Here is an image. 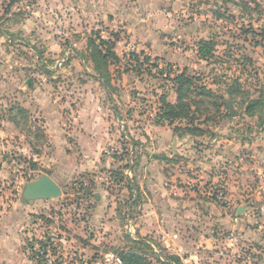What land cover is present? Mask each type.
I'll return each instance as SVG.
<instances>
[{"label":"rangeland","instance_id":"1","mask_svg":"<svg viewBox=\"0 0 264 264\" xmlns=\"http://www.w3.org/2000/svg\"><path fill=\"white\" fill-rule=\"evenodd\" d=\"M100 36L120 60L98 71ZM183 73L185 119L158 125ZM43 175L62 195L26 200ZM175 234L187 264H264V0H0V264L45 242L56 264H170Z\"/></svg>","mask_w":264,"mask_h":264},{"label":"trees","instance_id":"2","mask_svg":"<svg viewBox=\"0 0 264 264\" xmlns=\"http://www.w3.org/2000/svg\"><path fill=\"white\" fill-rule=\"evenodd\" d=\"M100 44H92L93 48L95 49L92 53H91V57L93 59V62H95L96 64H98V66H96V70H100V68H102L103 64L105 65L109 63V61H119L120 58L117 55V53L115 52L114 48H115V42L119 41L120 37L116 36L111 41H108V39L103 38L102 36L97 38ZM202 44V50L203 51V45L204 47L206 45H208L207 42H201ZM106 50V52H105ZM105 52V53H104ZM136 58V57H134ZM137 59V58H136ZM138 60V59H137ZM103 74H98L97 78L102 79L101 84L109 90L110 88V84L108 82L103 81ZM175 81L178 84V88H177V93H178V98H177V104H171L169 102H167L166 98H163L162 103H163V109L161 110L160 114L157 116L158 120H157V124L158 125H162L163 123L168 122L169 124L173 123V121L175 119H185V116H183L182 112H178L177 109H181V108H185V101L183 100V95L181 94L185 87L183 85L182 82H189L188 78L186 77V75L183 73L181 76H178ZM205 89V88H204ZM188 115V114H187ZM186 115V118L188 117ZM192 133H196V131H192ZM194 135V134H193ZM140 256H126L124 257V260L126 262V264H141L140 261ZM174 262H171L170 264H181V261L178 257H173Z\"/></svg>","mask_w":264,"mask_h":264},{"label":"crops","instance_id":"3","mask_svg":"<svg viewBox=\"0 0 264 264\" xmlns=\"http://www.w3.org/2000/svg\"><path fill=\"white\" fill-rule=\"evenodd\" d=\"M94 76V78H96L97 77V75L95 74V75H93ZM98 80H99V78H98ZM102 85V84H101ZM103 86V85H102ZM104 87V86H103ZM105 88V87H104ZM105 90H106V88H105ZM108 90V89H107ZM107 93H109V92H107ZM112 98H110V100H111ZM112 103H114L113 101H111ZM116 119L118 120V121H120L121 120V118L118 116V114H116ZM89 124H93V126L91 127V130L93 131V135H94V137H96V135H100V134H98L99 133V126L98 125H100V123H97L96 122V120H94V118L91 120V122L89 123ZM108 125H109V121L108 120H106V127H108ZM79 135V134H78ZM78 138V142L79 141H81V140H89L90 141V139H94V138H90L88 135L87 136H83V137H81L80 135L79 136H77ZM52 179H54V177H51ZM55 181H56V179H54ZM58 184V183H57ZM60 186V185H59ZM47 201V200H46ZM194 200H190V203L191 202H193ZM211 202V201H210ZM171 207H172V205H170V204H168V205H164L163 203H161L160 204V206H157V211H156V215L158 216V217H160V218H162L163 216L164 217H170L169 216V214L171 213ZM188 208H193L194 206L193 205H190V204H188V206H187ZM203 208H204V206H203ZM242 210H244V208H238L237 209V215L238 214H240L241 212H242ZM239 211H240V213H239ZM244 211H246V210H244ZM163 212V213H162ZM160 214H162V217H161V215ZM170 220H167V223H168V225L169 226H166L167 228H170V227H172V225L170 224V222H169ZM199 221V220H198ZM221 221V220H220ZM219 224L220 225H222V222H219ZM199 225H201L200 224V221L198 222V227H199ZM159 229H160V226H157ZM173 229V228H172ZM166 237H169L168 235L166 236ZM174 238H175V240L173 241V240H171L170 239V237L168 238L169 239V241L168 242H170L169 244H168V242H167V248H168V252H170L171 253V255H173V256H175V257H178L179 259H180V261H181V264H187V262H189V261H191L192 259H195V258H197V257H199L200 256V253H202L201 252V250H200V252H199V250H198V248H195L194 246H190V244H187V240L186 239H182V238H180L179 237V235H174ZM198 238H195V240L194 241H196ZM199 240V239H198ZM13 241V240H12ZM175 242V243H174ZM180 242V243H179ZM191 242V241H190ZM178 245V246H176L175 247V245ZM183 244H185V245H183ZM189 245V246H188ZM3 246V245H2ZM206 252V251H205ZM207 254H210L209 252H207ZM37 260L39 261V262H42L39 258H37ZM123 262V261H122ZM4 264V263H3ZM123 264H124V262H123Z\"/></svg>","mask_w":264,"mask_h":264},{"label":"water","instance_id":"4","mask_svg":"<svg viewBox=\"0 0 264 264\" xmlns=\"http://www.w3.org/2000/svg\"><path fill=\"white\" fill-rule=\"evenodd\" d=\"M227 106L233 117L238 115L231 101L227 103ZM62 193V188L54 179L48 175H43L37 181L27 185L23 197L30 201L37 199L49 200L51 198L60 197Z\"/></svg>","mask_w":264,"mask_h":264},{"label":"built area","instance_id":"5","mask_svg":"<svg viewBox=\"0 0 264 264\" xmlns=\"http://www.w3.org/2000/svg\"><path fill=\"white\" fill-rule=\"evenodd\" d=\"M51 244L48 242L42 243L36 250L38 258L42 261L43 264H56V260L52 257L51 253ZM123 264L122 260L119 257H115L111 254L105 255L104 264Z\"/></svg>","mask_w":264,"mask_h":264}]
</instances>
